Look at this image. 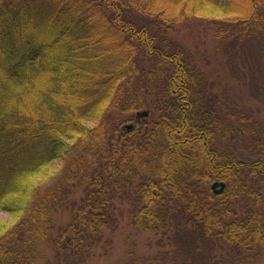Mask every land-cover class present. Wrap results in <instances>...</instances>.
Returning a JSON list of instances; mask_svg holds the SVG:
<instances>
[{
    "label": "trees",
    "instance_id": "16d2710c",
    "mask_svg": "<svg viewBox=\"0 0 264 264\" xmlns=\"http://www.w3.org/2000/svg\"><path fill=\"white\" fill-rule=\"evenodd\" d=\"M189 19L255 61L251 94L217 91L220 75L169 35ZM256 94L264 0H0V264H37L43 243L78 264L117 227L115 199L175 252L264 254ZM112 113L129 118L108 126Z\"/></svg>",
    "mask_w": 264,
    "mask_h": 264
},
{
    "label": "rangeland",
    "instance_id": "374dc122",
    "mask_svg": "<svg viewBox=\"0 0 264 264\" xmlns=\"http://www.w3.org/2000/svg\"><path fill=\"white\" fill-rule=\"evenodd\" d=\"M169 35L179 41L196 59L203 60L205 67L202 68L204 70L214 75H217L216 73L220 75L222 78L220 79L221 85L217 91L220 92L223 86L227 89L231 86V91H234L239 97H244L248 93L251 94L253 90L251 82L258 76L254 69L255 61L251 57L243 56L239 51L234 52L230 46L225 50V47L221 43L219 44L213 36L206 23L192 19L179 22L172 26ZM204 55L206 58L203 57ZM256 96L257 99H253V104L261 108L259 116L264 121V101H261L257 94ZM145 110H147L146 115H140L141 111H139L135 113V116L140 121L151 122L157 114L149 109ZM131 116L130 114V120ZM127 118L129 115L122 117L112 113L107 120V125L111 126ZM130 120L129 122H133ZM56 163L58 164V161ZM51 181L40 183L39 190H43ZM76 196H79V191ZM115 202L121 209V213L118 214L117 227L113 231H105V241L95 246L89 255L78 264H223L222 262H215L213 257L206 258L200 254L199 250H196V254L175 252L166 235L134 226L131 221L129 206L118 199H115ZM1 216L6 218L7 214L1 213ZM70 217V208L59 209L54 214L55 228L63 227ZM40 253L43 258L37 264H65L55 258L53 247L49 244H41ZM222 253L219 252L218 255ZM243 264H264V254L254 260L243 262Z\"/></svg>",
    "mask_w": 264,
    "mask_h": 264
},
{
    "label": "water",
    "instance_id": "95a60500",
    "mask_svg": "<svg viewBox=\"0 0 264 264\" xmlns=\"http://www.w3.org/2000/svg\"><path fill=\"white\" fill-rule=\"evenodd\" d=\"M147 114V111L146 110H143V111H141V113H140V115H146ZM216 185H217V189H219L220 188V182H217L216 183Z\"/></svg>",
    "mask_w": 264,
    "mask_h": 264
}]
</instances>
